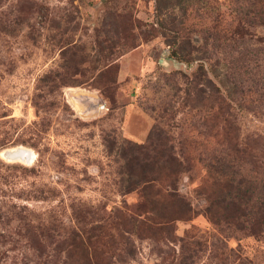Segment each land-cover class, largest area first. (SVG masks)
<instances>
[{"label": "rangeland", "instance_id": "1", "mask_svg": "<svg viewBox=\"0 0 264 264\" xmlns=\"http://www.w3.org/2000/svg\"><path fill=\"white\" fill-rule=\"evenodd\" d=\"M169 144L178 195L124 193ZM22 145L0 264H264V232L205 213L213 155L264 175V0H0V153Z\"/></svg>", "mask_w": 264, "mask_h": 264}, {"label": "trees", "instance_id": "2", "mask_svg": "<svg viewBox=\"0 0 264 264\" xmlns=\"http://www.w3.org/2000/svg\"><path fill=\"white\" fill-rule=\"evenodd\" d=\"M213 87L218 91L217 85L213 84ZM152 132L154 133V129L149 131L150 136ZM178 154L170 144L149 153L139 172L130 174L131 179L124 188V193L140 185V190L152 202H158L159 199L169 200L177 196V175L181 171L190 170L189 161L183 152L181 158ZM228 155L229 152L223 150L219 156L213 155L214 160L207 163L209 168L212 166L214 168L212 181L215 180L217 185L212 191L207 192L209 203L205 213L216 224L221 221H231L237 228L249 234H260L264 232V175L257 185L251 184L243 177L234 183L229 171L231 165L226 159ZM135 163L140 165L139 160ZM189 211L190 207L183 201L181 206L172 212H175V217H185ZM172 212L165 211L161 215L168 218L172 216Z\"/></svg>", "mask_w": 264, "mask_h": 264}, {"label": "bare ground", "instance_id": "3", "mask_svg": "<svg viewBox=\"0 0 264 264\" xmlns=\"http://www.w3.org/2000/svg\"><path fill=\"white\" fill-rule=\"evenodd\" d=\"M5 149L6 151L3 149L0 154L6 160H20L25 162L30 158L31 155V151L23 145Z\"/></svg>", "mask_w": 264, "mask_h": 264}, {"label": "water", "instance_id": "4", "mask_svg": "<svg viewBox=\"0 0 264 264\" xmlns=\"http://www.w3.org/2000/svg\"><path fill=\"white\" fill-rule=\"evenodd\" d=\"M88 96V98L89 99H91L92 101H93V103L95 104V102H96V98L95 97H91L90 95H87ZM92 109H96V107L94 106ZM29 148V147H28ZM5 151H6V149H4ZM3 151V150H2ZM1 155V154H0ZM2 156V155H1ZM2 158H4L3 156H2ZM5 159V158H4Z\"/></svg>", "mask_w": 264, "mask_h": 264}]
</instances>
